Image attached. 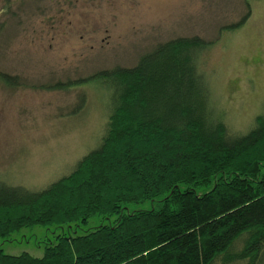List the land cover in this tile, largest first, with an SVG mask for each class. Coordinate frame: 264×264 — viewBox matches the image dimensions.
Returning <instances> with one entry per match:
<instances>
[{
  "label": "trees",
  "instance_id": "16d2710c",
  "mask_svg": "<svg viewBox=\"0 0 264 264\" xmlns=\"http://www.w3.org/2000/svg\"><path fill=\"white\" fill-rule=\"evenodd\" d=\"M211 43L176 36L131 66L39 85L99 82L109 89L107 116L96 145L67 174L39 189L0 180V237L35 225L107 222L56 235L41 257L0 248V264H256L264 257V113L243 132L230 131L200 67ZM0 84L25 85L1 70Z\"/></svg>",
  "mask_w": 264,
  "mask_h": 264
},
{
  "label": "rangeland",
  "instance_id": "374dc122",
  "mask_svg": "<svg viewBox=\"0 0 264 264\" xmlns=\"http://www.w3.org/2000/svg\"><path fill=\"white\" fill-rule=\"evenodd\" d=\"M191 35L212 42L201 70L222 120L243 132L264 113V0H0V70L25 84H0V180L42 188L67 174L102 133L105 85L40 84L131 66L156 43ZM82 96L81 110L71 113ZM103 222L25 227L0 237V248L41 257L56 235Z\"/></svg>",
  "mask_w": 264,
  "mask_h": 264
}]
</instances>
